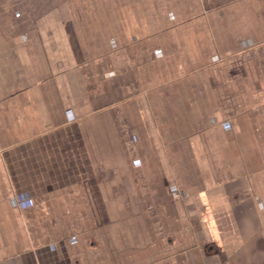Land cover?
<instances>
[{"label":"crops","instance_id":"obj_1","mask_svg":"<svg viewBox=\"0 0 264 264\" xmlns=\"http://www.w3.org/2000/svg\"><path fill=\"white\" fill-rule=\"evenodd\" d=\"M0 264H264V0H0Z\"/></svg>","mask_w":264,"mask_h":264}]
</instances>
